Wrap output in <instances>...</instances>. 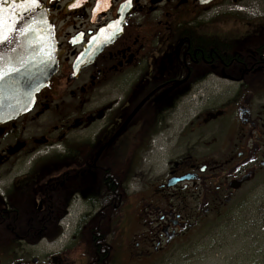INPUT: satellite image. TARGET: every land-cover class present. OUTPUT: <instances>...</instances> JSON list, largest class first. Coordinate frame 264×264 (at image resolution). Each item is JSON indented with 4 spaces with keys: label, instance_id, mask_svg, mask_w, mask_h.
<instances>
[{
    "label": "flooded vegetation",
    "instance_id": "af4514ba",
    "mask_svg": "<svg viewBox=\"0 0 264 264\" xmlns=\"http://www.w3.org/2000/svg\"><path fill=\"white\" fill-rule=\"evenodd\" d=\"M38 1L58 68L0 124V264H106L103 223L156 138L176 150L113 258L133 237L134 257L163 254L264 175V0Z\"/></svg>",
    "mask_w": 264,
    "mask_h": 264
},
{
    "label": "rangeland",
    "instance_id": "374dc122",
    "mask_svg": "<svg viewBox=\"0 0 264 264\" xmlns=\"http://www.w3.org/2000/svg\"><path fill=\"white\" fill-rule=\"evenodd\" d=\"M177 141L176 135L156 138L155 144L140 155L135 174L124 186L131 199L124 198L117 222L114 218L103 223L102 235L111 251L109 260L113 264H264V175L258 182L241 190L239 196L227 208L221 210L215 219H207L191 229L183 238L175 239L170 249L163 254L150 260L134 257L129 247L131 243L134 245L133 237L129 242L127 239L123 242L121 239L116 241L117 250L113 258L114 236H127L129 239L132 234L126 227L141 226L140 223H133L135 220L132 215L135 211L132 208L137 207V203L141 201L138 198L133 199L132 193L141 192L148 178L154 179L167 170L168 152L176 150ZM1 234L6 235L4 231ZM72 234L64 232L59 240L64 243L68 238H72ZM76 235V240L86 248L88 236L81 231ZM47 247L50 250L58 249V246L53 245Z\"/></svg>",
    "mask_w": 264,
    "mask_h": 264
},
{
    "label": "water",
    "instance_id": "95a60500",
    "mask_svg": "<svg viewBox=\"0 0 264 264\" xmlns=\"http://www.w3.org/2000/svg\"><path fill=\"white\" fill-rule=\"evenodd\" d=\"M5 21V35L10 42L0 43V69L15 67L17 72L0 73V124L26 113L36 95L45 88L57 71V47L47 9L36 0H0ZM11 21L12 27H7ZM23 30L24 34L18 30Z\"/></svg>",
    "mask_w": 264,
    "mask_h": 264
},
{
    "label": "snow or ice",
    "instance_id": "6c2138e0",
    "mask_svg": "<svg viewBox=\"0 0 264 264\" xmlns=\"http://www.w3.org/2000/svg\"><path fill=\"white\" fill-rule=\"evenodd\" d=\"M4 2H6V0H4ZM36 3V0H30V7H29V10L30 11H35V8L31 7L32 4H35ZM3 4L0 3V8H2ZM72 5H70L71 7ZM7 27L9 29H11L12 27V23L11 21L8 22L7 24ZM21 34H24V31L23 30H20L18 29ZM5 21H4V18H3V13L0 12V43H8L10 42V37L5 35ZM4 59V56L2 54H0V60H3ZM19 71V69L15 68V67H12V68H7V66H5V68L3 69H0V73H2L3 75H8L10 72H17Z\"/></svg>",
    "mask_w": 264,
    "mask_h": 264
},
{
    "label": "trees",
    "instance_id": "16d2710c",
    "mask_svg": "<svg viewBox=\"0 0 264 264\" xmlns=\"http://www.w3.org/2000/svg\"><path fill=\"white\" fill-rule=\"evenodd\" d=\"M261 226H263L262 224H261ZM264 227V226H263ZM108 252H109V249H108ZM87 259H89V256L87 255ZM94 259V258H93ZM91 260H89V262H90ZM93 264H96V262H93ZM106 264H113L112 263V261L111 260H109V255H108V257H107V260H106ZM116 264V263H115Z\"/></svg>",
    "mask_w": 264,
    "mask_h": 264
}]
</instances>
